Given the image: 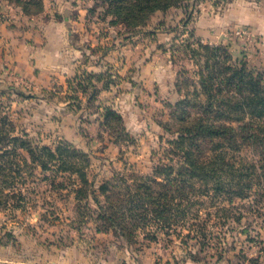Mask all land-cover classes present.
Wrapping results in <instances>:
<instances>
[{"label": "rangeland", "instance_id": "obj_1", "mask_svg": "<svg viewBox=\"0 0 264 264\" xmlns=\"http://www.w3.org/2000/svg\"><path fill=\"white\" fill-rule=\"evenodd\" d=\"M41 1L34 14L0 6V110L31 145L78 152L93 191L117 178L152 176L168 163L161 149L182 125L175 115L185 108L177 104L205 102L182 48L190 32L191 43L223 46L264 81V0H183L137 29L113 24L103 0ZM199 105L186 116L201 114ZM17 154L28 198L22 211L0 210V264H264V188L251 207L235 201L239 220L208 210L218 223L210 230L222 240L201 251L156 228L115 234L96 220L91 190L86 197L73 188L70 178L82 186L78 175H59L55 188L25 149Z\"/></svg>", "mask_w": 264, "mask_h": 264}, {"label": "trees", "instance_id": "obj_2", "mask_svg": "<svg viewBox=\"0 0 264 264\" xmlns=\"http://www.w3.org/2000/svg\"><path fill=\"white\" fill-rule=\"evenodd\" d=\"M103 1L107 12L117 17L113 24L123 22L137 29L156 11L178 6L183 0ZM41 2L0 0V6L15 5L25 14H34L41 9ZM2 18L1 13L0 23ZM189 36L182 48L196 66L193 74L205 102L192 104L186 97L177 104L185 108L179 118L175 115L182 125L176 137L165 142L168 147L161 149L168 163L163 160L157 164L152 176L132 182L117 178L93 191L78 152L69 146L51 149L31 145L29 139L14 134L12 121L0 110V210L25 208L28 196L23 188L28 177L21 173L16 159L18 151L25 149L32 165L40 164L43 172L50 173L45 177L55 188L59 175H78L82 186L70 178L73 188L86 197L91 190L97 204L96 220L115 234L132 238L139 230L156 228L167 235L175 234L186 244L187 239L195 241L201 251L214 247L215 239L222 240L210 230L218 223H211L213 215L208 210H216L225 221L239 220L240 215H232L236 200L248 201V207L261 201L253 196L261 195L264 188V81L260 74L254 75L243 63L234 61L223 46L204 45L199 39L191 43L194 35L190 32ZM194 105H199L201 114L186 116V108ZM109 115L119 118L115 112ZM245 152L252 157L243 156ZM216 245L222 253L224 247Z\"/></svg>", "mask_w": 264, "mask_h": 264}, {"label": "crops", "instance_id": "obj_3", "mask_svg": "<svg viewBox=\"0 0 264 264\" xmlns=\"http://www.w3.org/2000/svg\"><path fill=\"white\" fill-rule=\"evenodd\" d=\"M61 48H63V45H61ZM59 49V48H58Z\"/></svg>", "mask_w": 264, "mask_h": 264}, {"label": "built area", "instance_id": "obj_4", "mask_svg": "<svg viewBox=\"0 0 264 264\" xmlns=\"http://www.w3.org/2000/svg\"><path fill=\"white\" fill-rule=\"evenodd\" d=\"M238 33H240V31Z\"/></svg>", "mask_w": 264, "mask_h": 264}]
</instances>
